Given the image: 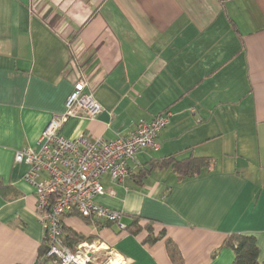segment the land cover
<instances>
[{"label":"crops","instance_id":"0c3cea01","mask_svg":"<svg viewBox=\"0 0 264 264\" xmlns=\"http://www.w3.org/2000/svg\"><path fill=\"white\" fill-rule=\"evenodd\" d=\"M67 39L81 48L103 111L70 117L63 136L111 140L173 113L160 149L139 152L124 183L102 178L107 191L95 200L122 211L121 222L70 213L71 246L94 244V264H178L169 237L183 264H231L233 249L221 246L242 233L264 260V0H0V264H35L45 237L15 153L38 150L65 110L79 77ZM171 154L213 160L193 178L165 167L140 181L144 165ZM135 217L153 220L155 240L127 229Z\"/></svg>","mask_w":264,"mask_h":264},{"label":"built area","instance_id":"2783aa9c","mask_svg":"<svg viewBox=\"0 0 264 264\" xmlns=\"http://www.w3.org/2000/svg\"><path fill=\"white\" fill-rule=\"evenodd\" d=\"M71 46V62L79 77L65 102V110L55 114L40 136V148L23 147L16 151L15 162L27 165L24 179L33 185L36 212L45 229L47 257L55 264H94V244L73 248L66 241L65 216L78 213L92 221L121 222L123 212L96 202L106 193L103 176L124 183L130 173L129 163L145 149H160L159 135L173 115L166 109L151 120H140L127 135L115 139L79 135L67 138L61 129L74 116L94 119L103 111L93 93V85L84 71L83 53L79 45ZM42 176H44L42 178ZM103 264H123L109 257Z\"/></svg>","mask_w":264,"mask_h":264},{"label":"trees","instance_id":"16d2710c","mask_svg":"<svg viewBox=\"0 0 264 264\" xmlns=\"http://www.w3.org/2000/svg\"><path fill=\"white\" fill-rule=\"evenodd\" d=\"M212 160L213 158L210 156L190 155L185 158H178L175 154H171L149 161L148 165H144L136 175L142 181L154 168L170 167L177 174L178 180L182 181L200 175L210 167ZM140 220L138 217H135L127 229L131 233H136L146 228L151 232L149 240H155L157 237L153 236V220L147 219L144 223L140 222ZM66 241L71 246L68 238H66ZM165 243L171 259L178 264H183L184 259L177 244L169 237L166 238ZM221 247L233 249L234 260L231 264H264V260L261 261L259 259L260 249L254 235L231 233L225 238ZM45 257H47V246L44 239L39 247L35 264H44Z\"/></svg>","mask_w":264,"mask_h":264}]
</instances>
